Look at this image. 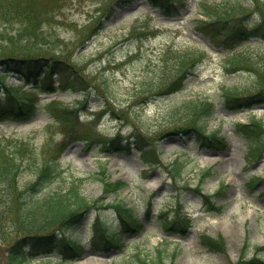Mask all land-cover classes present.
<instances>
[{
	"label": "rangeland",
	"instance_id": "obj_1",
	"mask_svg": "<svg viewBox=\"0 0 264 264\" xmlns=\"http://www.w3.org/2000/svg\"><path fill=\"white\" fill-rule=\"evenodd\" d=\"M195 1L189 0L188 7L171 18L158 16L145 0L114 3L113 14L105 20L97 1L65 0L61 9L53 3V12L49 10L42 17L39 30L44 39L32 44L36 48L33 55L68 62L73 66L72 77L81 81V87L90 94L84 109L76 111L79 119L76 116L68 120L64 114L65 120L55 123L53 117L61 111L46 104L58 100L75 109L83 95L68 89L35 91L33 87H40L43 77L24 87L18 75H9L5 84L26 88L28 97H38V109L29 120L1 121L0 141L20 137L30 139L38 148H50L49 140L69 142L58 162L61 177L49 187L64 188L70 180H77L81 195L90 201L100 200L101 206L90 210L84 221L67 232L70 239L83 246L80 256L65 259L56 250L28 259L25 264H152L159 255L164 264H264V250H259L264 245V134L259 149L251 152V139L248 142L235 131L237 123L250 125L253 119L264 128V103L249 109L227 107L224 103V95L233 90H264V80H257L247 70L228 72L223 65L228 51L210 49L182 87L135 103L154 93L146 87L157 77L155 69L166 49L205 46L206 38L192 30L191 20L201 17ZM245 2L249 9L256 6L264 15V0H254V6L251 0ZM257 17L253 13L245 22ZM0 24V56L13 55L17 48V56L27 54L29 47L25 44L32 42L18 35L19 24L14 20ZM134 26L146 35L129 37ZM240 48L248 49L264 66L263 38L249 34L237 47L239 51ZM55 87L62 85L56 83ZM185 100L215 105L214 114L199 122V133L204 136L186 128L173 129L184 114L179 106ZM212 134L221 137L226 145H210L218 139ZM126 138L141 140L150 158L133 148L115 151L103 147V143ZM102 167L107 181L120 180L125 185L114 193H105L98 179ZM174 167L181 168L178 176ZM27 179H20L22 186ZM116 203L131 208L142 227L121 234L124 246L97 249L92 245L101 239L93 229L96 223L107 225L111 232L118 231V217L112 207ZM182 214L191 217V226L167 231L166 223L180 219ZM181 226L183 223L177 222L176 227ZM203 234L222 237L223 248L219 245L218 250L211 251L203 247ZM15 238L11 234L0 240V264L7 263L8 247Z\"/></svg>",
	"mask_w": 264,
	"mask_h": 264
},
{
	"label": "trees",
	"instance_id": "obj_2",
	"mask_svg": "<svg viewBox=\"0 0 264 264\" xmlns=\"http://www.w3.org/2000/svg\"><path fill=\"white\" fill-rule=\"evenodd\" d=\"M65 0H0V22L9 24L11 20L19 24L18 35L30 40L31 45L25 44L27 48L25 55H18L17 48L15 54H3L0 56V122L29 120L37 112L35 101L37 97L27 96L26 88H13L5 84V79L11 75H18L23 86L34 85V81L43 77L41 86H35V91L54 92L55 77L60 79L62 85L60 91L71 89L80 90L86 100L90 91L81 87L82 82L72 77V65L62 62L57 58H49L34 53L35 42L44 39L43 33L39 30L44 17L49 10L53 12L57 8L64 6ZM99 3L97 7L105 20H109L113 14L114 3L127 4L134 0H94ZM150 8L155 9L158 15L164 17L178 16L182 9L188 7L189 0H145ZM249 1V0H248ZM252 5L254 0L250 2ZM254 6V5H253ZM196 7L205 18L191 20L192 30L197 32L207 42L205 46H186L180 50L170 47L166 49L161 60L155 69L156 78L146 87L150 89L148 95L140 97L135 102L141 104L144 100L155 96H162L173 92L184 83L186 79L193 75L199 62L209 54L210 49H223L228 53L224 55V68L231 73L239 70L251 71L256 75L257 80H264V66L259 64L255 55L248 49H237L242 41L249 35L255 34L264 38V15L259 8L249 9L245 0H222L220 2H208L207 0H196ZM258 17L248 23L245 20L252 14ZM5 24V25H6ZM0 26H2L0 24ZM147 32L134 26L129 37L137 39L143 37ZM256 45L255 47H257ZM24 47V48H25ZM34 47V48H32ZM4 49V48H3ZM256 57L261 55L256 54ZM70 70V71H69ZM154 77V76H153ZM264 83V81H262ZM144 82L142 85L144 86ZM80 87V88H78ZM157 91H163L156 92ZM33 91V90H32ZM146 91V89H145ZM156 92V93H155ZM27 94V95H26ZM1 97H5L4 99ZM79 107H83V101L78 102ZM224 103L228 107L251 108L255 104L264 103V90L258 88L257 91L233 90L224 95ZM46 106L53 110L60 109L61 113L53 117L54 122L73 119L77 116V108H68L61 102L52 100ZM184 110V114L178 117L179 123L174 126L176 131L193 130L201 132L202 127L199 122L203 117L209 118L215 112V105L212 102L200 100H185L179 106ZM176 114L175 109L172 111ZM185 130V131H186ZM235 131L243 136L248 142L250 140L251 152L258 148L261 134H264L263 124L253 119L248 124L237 123ZM200 135L204 136L202 133ZM216 142H211L215 148L224 147L225 143L221 137ZM87 141V139H84ZM51 147H34L30 139L10 138L0 141V240L9 235L16 236L15 240L8 247L6 264H25L28 259L49 255L56 250L63 258L74 257L83 252V247L75 240L70 239L67 232L73 229L78 223L84 221L86 214L92 209H98L100 200H87L79 191V182L70 180L64 188H50L49 186L61 177L62 171L58 166L60 157L69 145V142L55 143L49 140ZM86 146L89 142H86ZM109 150L122 151L126 148H136L146 155L142 141L133 139H117L114 142L103 143V147ZM256 146V148H254ZM122 147V148H121ZM259 149V148H258ZM176 175L180 174L181 168H174ZM105 167H102L98 174L102 183L103 191L116 192L125 184L122 181L109 182L105 180ZM27 176L28 179L22 186L20 179ZM252 185V182L249 184ZM211 205V204H210ZM118 217V231L111 232L107 225L96 223L94 228L100 234V240L105 242L103 247L123 246L120 235L127 231H138L142 227L139 219L133 215L132 209L123 204H112ZM182 222L184 226L177 228V222ZM192 221L185 215L180 219H170L165 226L167 231L190 227ZM97 237V236H96ZM201 244L209 250H218L219 245L223 248V239L218 236L211 238L208 235H201ZM218 246V248H217ZM259 250H264V246ZM144 263V260H140ZM152 264H164L160 255ZM253 264V261H249Z\"/></svg>",
	"mask_w": 264,
	"mask_h": 264
}]
</instances>
